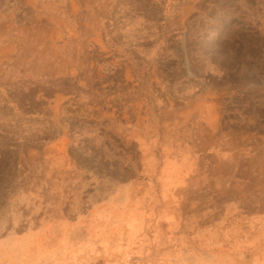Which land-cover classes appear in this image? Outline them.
<instances>
[{"label":"rangeland","instance_id":"rangeland-1","mask_svg":"<svg viewBox=\"0 0 264 264\" xmlns=\"http://www.w3.org/2000/svg\"><path fill=\"white\" fill-rule=\"evenodd\" d=\"M0 264H264V0H0Z\"/></svg>","mask_w":264,"mask_h":264},{"label":"crops","instance_id":"crops-1","mask_svg":"<svg viewBox=\"0 0 264 264\" xmlns=\"http://www.w3.org/2000/svg\"><path fill=\"white\" fill-rule=\"evenodd\" d=\"M59 47H61V44H60V46ZM71 71H72V68H71ZM141 121H144V119H141ZM130 128H133V129H136V130H138V129H140V130H142V129H144V132H152V129H151V127H149V126H146L145 128L144 127H142L141 125H140V127H137V126H132V127H130ZM146 138V137H145ZM142 139L143 141H141L140 139L138 140V142L140 143V145H147V138L146 139ZM144 150V149H143ZM152 151L154 150L153 148L151 149Z\"/></svg>","mask_w":264,"mask_h":264}]
</instances>
